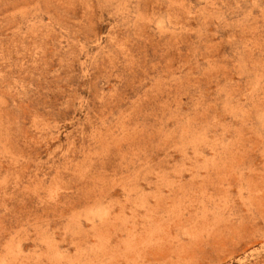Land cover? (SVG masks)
<instances>
[{
	"label": "rangeland",
	"instance_id": "obj_1",
	"mask_svg": "<svg viewBox=\"0 0 264 264\" xmlns=\"http://www.w3.org/2000/svg\"><path fill=\"white\" fill-rule=\"evenodd\" d=\"M0 264H264V0H0Z\"/></svg>",
	"mask_w": 264,
	"mask_h": 264
}]
</instances>
